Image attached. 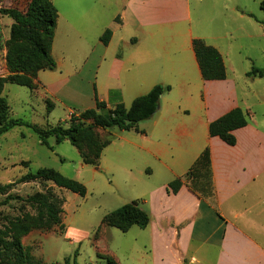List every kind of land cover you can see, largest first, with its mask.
I'll list each match as a JSON object with an SVG mask.
<instances>
[{"label": "crops", "instance_id": "obj_1", "mask_svg": "<svg viewBox=\"0 0 264 264\" xmlns=\"http://www.w3.org/2000/svg\"><path fill=\"white\" fill-rule=\"evenodd\" d=\"M51 1L54 68L40 71L38 89L30 91L37 102L50 103L48 115L60 110L63 123L94 109L95 100L107 109L128 108L156 85L170 88L137 131L109 134L98 164L81 162L71 176L83 183L82 173L91 180L100 175L103 191L122 205L137 202L148 215L149 224L139 229L147 243L134 237L128 245L130 253L139 252L135 264H264V130L246 119L233 132L234 146L208 131L235 108L248 116L237 88L246 71L236 68L232 34L195 31L190 0ZM230 11L240 20L249 15ZM106 30L111 36L104 46ZM194 40L219 53L224 80H203ZM206 149L209 178L205 166L195 168ZM177 179L181 187L168 194Z\"/></svg>", "mask_w": 264, "mask_h": 264}, {"label": "rangeland", "instance_id": "obj_2", "mask_svg": "<svg viewBox=\"0 0 264 264\" xmlns=\"http://www.w3.org/2000/svg\"><path fill=\"white\" fill-rule=\"evenodd\" d=\"M263 0H190L192 26L195 31H207L211 36L232 34V45L238 50L235 65L238 70L246 71L251 68L264 70V14L260 9ZM30 0H0V8H13L25 12ZM235 8L252 17L240 20L230 11ZM12 21L0 16V77H7L6 57L9 50V31ZM251 36V37H250ZM170 36L166 41L172 42ZM248 57V58H246ZM243 85L237 82L241 107H248L247 120L256 127L264 130V76L247 77ZM35 84V85H34ZM38 87L33 80L31 88L18 87L6 84L2 97L8 104V116L12 119H22L38 127H55L64 124L68 127L70 118L60 123L63 112L56 110L48 115L51 105L37 102L30 96V91H37ZM77 114L74 118H78ZM87 124L89 122H86ZM117 129H95L100 142L107 139L109 134ZM48 147L38 143V138L26 127H15L0 136V185L12 183L28 172L34 173L39 169H53L66 178L73 179L72 171L81 164L77 151L68 143L56 145L47 142ZM27 162V168L22 163ZM100 174V173H99ZM80 176L86 188L85 197H79L69 191L58 189L51 183L36 181L20 184L10 189L7 194L12 197L26 199L37 193L49 192L55 198L62 200L60 224L45 229H31L21 238L23 250L27 253V262L40 264H106L96 257L111 258L119 264H135L139 252L128 250L132 243L130 238L136 237L139 241H147L135 227L129 233H122L115 228L106 227L98 241H93L94 232L102 219L112 211L122 207L120 200L109 192L103 191L102 179L95 174ZM75 180V179H73ZM76 181V180H75ZM106 185V184H105ZM6 194V195H7ZM6 195H0V230L8 221L15 219L36 218L35 207L12 198L6 205H1ZM141 230V229H140ZM7 238L4 237V240ZM147 252L148 250L143 249ZM11 264H24L22 260ZM27 264V263H25Z\"/></svg>", "mask_w": 264, "mask_h": 264}, {"label": "trees", "instance_id": "obj_3", "mask_svg": "<svg viewBox=\"0 0 264 264\" xmlns=\"http://www.w3.org/2000/svg\"><path fill=\"white\" fill-rule=\"evenodd\" d=\"M260 9L264 14V0L260 3ZM0 16L12 21L9 31V50L6 57L9 75L0 77V136L15 127H26L36 135L42 146L50 148L47 144L49 138H54L56 145L66 141L77 151L84 165L96 166L102 150L109 145L112 138L108 136L107 139L100 142L94 130L137 131V124L148 120L155 114L161 95L170 90L169 87L156 85L146 95L134 99L128 108L118 104L113 109H107L105 104L95 100V108L80 113L78 118L71 116L68 127L59 124L55 127L41 128L22 119L9 118L8 104L2 97L4 86L13 84L29 89L40 71L54 68L50 51L57 21V11L51 0H30L25 12L13 8H0ZM248 16L252 17V15ZM110 36L109 30L101 35L100 41L104 46L108 44ZM193 50L203 80L221 81L225 79V68L221 56L214 48L206 46L201 40H194ZM246 76L262 77L264 70L252 67ZM246 125L245 115L239 108H235L209 124V136L218 138L228 146H234L233 132ZM21 165L23 168H27L28 163L23 162ZM200 165L206 167L209 178L207 149L195 164V168ZM36 181L51 183L54 187L69 191L79 197L84 198L86 195L84 185L64 177L53 169H39L34 173L28 172L12 183L0 185V195H6L10 189L17 185ZM180 187L181 181L174 180L168 184L167 193L176 194ZM12 198L35 207L37 217L35 219L8 221L4 230H0V264H11L13 261L18 262V260H22L24 264H40L27 262L29 258L22 248L21 238L31 229H45L53 226H59L61 229L59 216L63 202L46 192L45 194L37 193L26 199L7 194L1 205H6ZM148 224V215L139 208L137 202H131L103 217L94 232L93 241L99 240L101 231L106 227L126 233L133 226L145 229ZM4 237L7 239L4 240ZM96 257L106 264H117L111 258H105L98 254ZM64 264H68V260H65Z\"/></svg>", "mask_w": 264, "mask_h": 264}]
</instances>
